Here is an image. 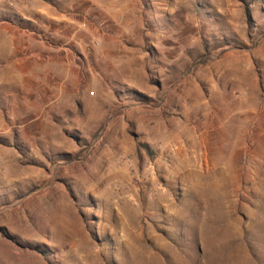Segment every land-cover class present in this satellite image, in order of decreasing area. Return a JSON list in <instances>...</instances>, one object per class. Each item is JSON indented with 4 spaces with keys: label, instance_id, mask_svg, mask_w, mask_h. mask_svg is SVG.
Listing matches in <instances>:
<instances>
[{
    "label": "rangeland",
    "instance_id": "1",
    "mask_svg": "<svg viewBox=\"0 0 264 264\" xmlns=\"http://www.w3.org/2000/svg\"><path fill=\"white\" fill-rule=\"evenodd\" d=\"M0 264H264V0H0Z\"/></svg>",
    "mask_w": 264,
    "mask_h": 264
},
{
    "label": "trees",
    "instance_id": "2",
    "mask_svg": "<svg viewBox=\"0 0 264 264\" xmlns=\"http://www.w3.org/2000/svg\"><path fill=\"white\" fill-rule=\"evenodd\" d=\"M139 148L143 149L146 155L149 157L150 160L154 159L155 152L150 149L146 144L139 143L138 144Z\"/></svg>",
    "mask_w": 264,
    "mask_h": 264
},
{
    "label": "bare ground",
    "instance_id": "3",
    "mask_svg": "<svg viewBox=\"0 0 264 264\" xmlns=\"http://www.w3.org/2000/svg\"><path fill=\"white\" fill-rule=\"evenodd\" d=\"M217 205V204H216ZM217 209V208H216ZM219 209H220V207H219ZM221 212V211H220ZM235 231V230H234Z\"/></svg>",
    "mask_w": 264,
    "mask_h": 264
}]
</instances>
